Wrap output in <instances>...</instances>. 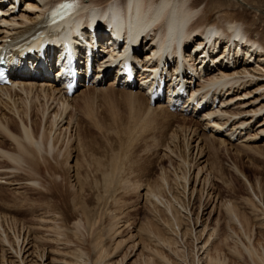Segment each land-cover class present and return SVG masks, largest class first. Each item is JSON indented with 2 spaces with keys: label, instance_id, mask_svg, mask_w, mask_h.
<instances>
[{
  "label": "rangeland",
  "instance_id": "1",
  "mask_svg": "<svg viewBox=\"0 0 264 264\" xmlns=\"http://www.w3.org/2000/svg\"><path fill=\"white\" fill-rule=\"evenodd\" d=\"M244 1L255 6V9L247 5L243 6L246 20L251 23L252 27L257 24L259 29L264 30V0ZM213 3L215 1L211 4ZM253 16L256 17V21H254ZM110 82L111 80L106 85L107 87ZM87 87L80 86L74 92L75 99L70 102L71 106H69L66 114L64 112L58 114L59 122L63 116L66 117L67 115L73 121L74 126L69 132L64 131L57 134L59 126L56 125L53 129L54 123L53 126L50 124L48 130H43L50 121L47 117L48 113L44 115V113L49 112L48 105L45 106L44 101H39L41 104L33 102L28 106L30 110L25 106V103L24 106L21 104V115L30 111L27 118L24 116V123L31 125L36 139H40L42 134L49 133L50 136L49 134L44 136V148L48 147L49 143H46V140L49 136L53 139V145L56 143L55 148H53L55 152L51 150L53 151L52 154L50 153L51 156L42 160L49 148L43 152V149L37 151L31 147L30 149H35V151L32 149L34 155L37 153L40 157L38 156L37 159L35 156L36 160H33L31 156L27 155L25 160H19L17 163L9 160V158L2 159L4 156L0 155L1 174L5 175L6 173L5 176L3 175L5 179L12 178L9 180L10 184L0 183V261L2 250L5 249V252L10 248L12 250H9L6 256L14 259L18 264L19 257L17 259V255L11 254V252L14 253V246L16 248L19 245L24 248L31 241H33L34 247L30 249V252L33 251V254L30 256L28 255L29 252L24 254L25 261L31 264L35 263L37 254L39 256L45 254L43 259L40 258L42 261L38 259L43 264H66L61 263L65 259L71 260L70 263L75 262L77 256L72 253L73 247L76 248H74L75 250L83 251L84 258L90 257L93 261L95 259L93 243L96 238H99L107 249L109 256L107 257L110 261L108 264L112 262V264H168V262L172 264H199L200 252L197 243L201 234L195 232L194 226L198 224L199 219L200 221L204 219L205 223L208 221L207 223L211 226L219 227V230L222 229V234L217 229L218 232L216 231L215 234L218 236L213 235L216 241H222L220 242L222 246L219 244L221 249L214 250L213 254L215 251L221 250V257L224 258L225 256L228 259L225 264H264L263 260H259V256H264V226L255 220L257 216L259 218L264 215V139L256 142L257 147L239 144L228 147V145L219 144L215 139H205L204 136L203 143L200 142L201 146L204 145L201 147L202 149H194L191 146L197 143L198 138L193 133L189 135L186 132L191 131L192 128H197L199 131L201 125L189 124L188 118L184 119L183 115L180 114L181 112L172 111L179 113L175 117L166 113L157 114L158 116L151 114L152 117L151 115L145 116L146 120L142 123L137 118L144 112L141 109L143 105L135 106L132 103L133 107H131V102L126 97L127 94H125L124 89L110 87L104 91H97L94 87ZM25 102L27 101L25 100ZM44 106L48 111L44 109ZM1 108L0 113H4ZM5 116L6 119L8 118V122L5 119L3 121L8 130L21 137L23 132L18 116L9 114H5ZM29 118L30 121H28ZM139 121L143 126L137 125ZM8 123L11 125L9 126ZM5 133L1 132L0 129V149L11 154H18L19 151L15 142ZM189 136H191V140L188 138ZM50 138L48 141L51 140ZM125 144H128V147H125L127 146ZM124 150L127 152L126 158L124 157L126 152L123 154ZM119 152H122L121 154L125 159L121 158V163L122 160L124 162L121 164L122 166L120 165L121 168L116 170L110 160L113 154ZM200 152L206 154L204 158H207V168L210 171L209 176H211H207L206 182L196 184L193 196L189 194L191 190L188 187L185 196V192H183L185 184L184 180H180V176L182 178L184 175L193 173V181V175L197 173L198 167L203 165L199 163L203 159L198 160ZM21 154L19 153L20 156ZM56 155H59L60 160L54 158ZM57 156L56 158H58ZM190 168L192 170L188 173ZM164 176L165 178L168 177L172 184V195L182 199V202H178L177 205L179 207L182 203L184 206V209L179 207L180 210L183 209L180 214L181 218L184 219V226L185 223L189 222L186 227L191 228L190 230L194 229L193 233L187 235L188 237L183 235V239L180 237L181 235L178 239V236L173 234L172 230L170 231L171 227L167 223H170L172 218H170L171 215H166L164 204L155 202V199L148 200L141 195L145 192V185L161 182ZM137 184H141L142 187L139 189ZM194 184L195 181L192 182L191 186ZM134 186L137 187L135 188L137 191L134 190ZM197 189H200V192ZM170 194L166 191L162 198L172 199ZM172 201L174 202L173 199ZM221 201L223 205L220 206ZM226 202L232 203L233 207L237 206L242 213L241 216L245 215L242 218L243 220L246 217V221L243 220V225L245 222L247 227L243 226L245 230L241 227L240 230L235 221L227 215L228 213L225 212L224 208ZM79 205L81 208L78 207ZM252 206L255 207V210L254 208L251 209ZM186 210L188 211L186 212ZM190 211H193L192 215ZM45 212L48 216L52 214L58 218V224L62 227L59 233L56 232L57 229H55L56 231H46L38 226L40 217L44 214L47 215ZM253 212L256 213L254 214L255 217L252 215ZM189 215L191 216L189 217ZM164 216L170 218V221L169 219L165 220ZM80 218L83 220V227L78 230L73 225V221ZM229 221L231 222L229 223ZM219 224H222L221 227L217 226ZM190 230L189 232H191ZM3 231L8 235V240L10 239L8 243L4 240ZM157 233L160 235L159 237ZM171 234L174 236H170ZM42 235L47 236L48 241L41 239L40 236ZM223 235L224 237H222ZM168 236L170 238L176 236L174 241L178 242L176 244L178 246L172 244L173 251H170L171 248L168 245L165 246L161 243L166 244L163 238H169ZM226 236L227 239H225ZM218 237H222L226 241L221 240V238L218 240ZM208 238L209 236L206 240ZM213 238L209 242L212 243ZM184 239L187 241L184 242ZM11 242L13 245L10 244ZM243 244L247 247L252 245L251 247L255 249L256 254L258 253V258L255 254L254 256L253 254L250 255ZM29 247L28 245L26 249ZM220 252H218L219 254L216 252V254L221 255Z\"/></svg>",
  "mask_w": 264,
  "mask_h": 264
},
{
  "label": "bare ground",
  "instance_id": "2",
  "mask_svg": "<svg viewBox=\"0 0 264 264\" xmlns=\"http://www.w3.org/2000/svg\"><path fill=\"white\" fill-rule=\"evenodd\" d=\"M214 1H215V3L211 4ZM209 4H211V6H209ZM245 5L250 6V8L254 7V9H255V6L248 4L244 0H212V1H209V0H21L19 5H17V3L15 1H12L8 5H0V44H6L7 41L27 39L28 36H30V37H33L32 43L30 42L31 43L30 46H33V45L37 46V43L39 42L40 37L42 38L45 33H46V37L44 39L46 41L50 42L51 41V35L53 33H51L52 26L49 24L52 22V19L54 20L56 18L64 17V18H68L70 20V18L67 16L70 15L72 18V16H74L76 14H78V17L84 19L82 24L85 26L84 27L85 30L87 29L88 21L91 17L94 18L97 16V19L100 21V23H102V22H104V20L102 19L103 15L104 16L108 15V17L110 18L117 13L122 14L125 18L128 17V19L124 23L123 22L120 23L121 27H122V25H125L126 23L129 24V20L131 21V18H129V16L131 15V17H132V15H134V13H136L139 10L140 13H142L144 15V17L147 18V22H146L145 27L141 29V34H144L145 32H147L143 37V40H144L143 41V48L146 49V52H145V50H144V52L143 51L135 52V56H136V59L138 61V64H142L144 66L143 71L140 72V76L142 79H145L148 77L146 70H150L151 68L157 66V62L152 61L151 53H150V51H148V49H150V48L151 49L155 48L153 45L156 44V42H155L156 36L158 37V49H155L153 52L162 58L165 55L167 56L169 54H176L177 49L180 48L181 46H184L185 51L187 53V51H190L191 48H193L195 46V44L201 40L200 37L202 36L203 31H205L206 28L213 27V26L221 28L223 31L222 34L215 35L211 38H207V40H210V41L213 40L214 41V44L211 47V51L215 52L217 49V45H219L218 43H223V41H224L223 35H228L231 33V30H234L237 28L239 31L244 32V36L247 38V40H250L253 43H257L258 47L252 46V45H250L249 47H246V50L244 52H242V54H243V56H242L241 54L238 53L239 52L238 50L240 49V44L236 41L238 39L234 40L233 48L229 49L231 51L230 52L231 59H233L232 62H234L233 65L224 62V60L227 59L224 56V54H217L216 55V54L212 53L211 56H213V58L219 57V59H222L221 62L219 64H217L215 67H213L211 65H207L205 75H202L199 80L195 81V86H192V84L190 85L191 88H194L199 93L197 101H202L204 98H208V96L211 94V96L209 97L210 100L207 99L206 104L201 109L202 111L200 110L197 113L193 112L192 115H186L188 113V110L191 108L190 104L188 105V108L186 110H184V107H182V108H180V106L177 107V109H179V111L177 110L176 112H181L180 114H181V116L183 115L182 117L184 119L188 118L189 124L193 123L194 126H197V125L200 126L201 125V129H200V127H198L200 129L199 131L197 128H192V129L190 128L191 131L186 132V133H189V135H191L193 133L198 138L197 143L194 146H191L194 149H196V148L200 149L202 146H204V145L201 146V143H200L203 141L204 136H205V139H210V138L215 139L219 144L228 145V147L229 146H231V147L236 146V144L243 145V146H251V145L253 146V145L257 144L256 142H259L260 140L264 139V30L259 29L257 24L255 27H252L251 23L246 20V13H245V9L243 7ZM93 8H96V10H93ZM253 17H254L253 18L254 21H256V19H255L256 17L255 16H253ZM79 23H81V22H79ZM92 24L95 25L96 22H93ZM61 27H62V25H61ZM146 37H151L150 38L151 42L150 41L147 42L145 40ZM102 38H103L102 40H107L108 36L102 35ZM239 40L241 42L243 41L241 39H239ZM203 44H205V43H203ZM160 47H161L162 51L160 50ZM226 50H227V48L224 49V51H226ZM236 50H237V52H236ZM251 51H253V52H251ZM77 53H79L80 57L83 58L84 53L82 52L81 47H79ZM187 55L189 56L188 61H192V63L194 65L195 64L199 65L201 63V61L196 63V59H194V56H191L189 54H187ZM231 59H230V57L228 58L229 62H231ZM217 60L218 59H215L214 61L217 62ZM46 61H48L49 63H54L55 60L54 59L50 60V58H49V60H42V63H45ZM24 67L27 68L28 71H22L20 73L15 72L12 75V79H13L12 84L0 85V107H2L1 110L4 111V113L3 112L0 113V129H1V132H4V133L6 132L5 134L15 142V145H16L19 153H22L20 156L19 153L18 154H15V153L11 154L9 152H5L3 149L2 150L0 149V155L4 156V157H2V159L3 158H5V159L9 158V160H12L14 162L16 161V163L19 160L20 161L25 160V156H27V155L31 156L32 157L31 159L36 160V158L39 155H37V153H35L36 155H34L35 149H37V151H42V149H43V152H44L47 148H49V150H46L47 154H45V156L42 157V160H45L46 158L48 159V157L51 156L52 152L53 151L55 152V149L53 150V148H55L54 146L56 144L55 143L53 145V143H52L53 139H51L49 137L50 136L49 133H48L49 136H47V140H46V143H49L47 148H44L45 147V145H44L45 140H43V139H44V136H46L48 134L40 135V139H36L37 137H34L35 134H33L34 132L32 131V128L30 127L31 125L30 126L28 124L26 125L25 124L26 122L24 123V121H23L24 116H26V118H27V116H29L30 111H26L23 115H21V113H22V112H20L21 104L23 105L25 103L26 104L25 106L28 107L33 102H37L38 104H41L39 101L42 100V101H44L45 106L48 105L47 107L49 109V112L44 113V115L48 113L47 117H49L50 121L48 122L49 125H46L45 128L43 129L44 131L46 129L48 130L50 128V124L52 126L55 124L53 126V129L55 128L56 125L59 126L57 129V130H59V132H57V134L61 133V132L63 133L64 131L69 132V131H71L72 127L74 126L73 121L71 120V118L70 119L68 118L69 117L68 115L66 117L63 116V119L60 120V122H59L58 121V118H59L58 114L60 115L59 112H62V114L64 112L66 114L69 106H71L70 102L75 99V96L73 95L71 97L67 93L65 86L63 85V83L58 78L48 77V76L42 77L41 75L37 76L36 74H34V73H42L40 67L37 64V61L28 60V61L24 62ZM194 69H195V67H194ZM186 70L188 71L187 73L189 74L191 68L188 66L186 68ZM56 74H57V72H56ZM85 77L86 76H84V79H85ZM98 78H100V79L97 81ZM110 80H111V82L109 83L110 85L107 87L106 85H108V82ZM84 81L81 82L80 86L94 87L97 91H100V90L104 91L110 87L113 89H117V88L124 89L126 92L125 94H127L126 97L131 102V107H133L132 103H134L135 106H137V105L141 106V104L144 106V109H143V106L141 108L142 110H144V112H142L141 115L137 118V119H140V121L142 123H144V121L146 120V118H144V117L150 116L151 114L152 115L153 114L159 115V114L166 113V114H170L174 117L178 116V114H179V113H173L170 110V104L166 103V101H164L161 97H155V100H152L151 95L148 92H146V90L143 88V86L141 84H135V83L127 82V78L126 79L122 78V77H120L119 79L116 77L114 78L113 74H109L107 71V68H105V67H103V68L99 67L98 69H95L93 78L91 79V83H89L88 85H85L86 83ZM192 82H193V80H191V83ZM79 87H78V89H79ZM25 100L27 102H25ZM50 100H51V103H50ZM53 101H55V102H53ZM176 105H177V102H176ZM28 109L30 110V107H28ZM44 109H46V107ZM48 109H46V110L48 111ZM192 109L193 108H191V110ZM33 113H34V111H33ZM135 113H136V111H135ZM5 114H9V115L16 116V117L18 116V118L20 120L21 128H22V132H23L21 137L11 133L8 130L7 126L5 125V122L3 121V119H5V120L8 119V118L7 119L5 118L6 117ZM194 114H196V115H194ZM152 115H151V117H152ZM198 115H199V117H196ZM21 116H23V117H21ZM186 116H189V117H186ZM1 118H2V120H1ZM195 118H197L199 120H196ZM184 119H183V121H184ZM11 120H13V119H11ZM28 121H30V118ZM7 122H8V120H7ZM139 122H137L138 123L137 125L143 126V124L141 122L140 123ZM28 123H30V122H28ZM10 125L11 124H9V126ZM197 131H198V133H197ZM186 136H188V135L186 134ZM51 137H53V136H51ZM56 137H57V135H56ZM48 138H50L51 140L48 141L49 140ZM188 138H190V140H191V136H189ZM126 143H128V142H126ZM78 144H80L79 141H78ZM125 145H127L125 147H128V144H125ZM31 147L35 148V149L32 148L34 151H32V149H30ZM57 147H58V145H57ZM248 149H249V147H248ZM51 150H53V151H51ZM56 151H57V149H56ZM125 152L126 151L124 150L123 154ZM61 153H62V151H61ZM121 153L122 152L113 154V156L110 160L112 166L116 170L120 169L122 166L121 164H123V162H124L123 160H122V163L120 161L121 158H123V155ZM121 155H122V157H121ZM126 155H127V152L124 154L125 158H126ZM205 155L206 154L203 152L199 153L200 157L198 160L203 159L199 162V163H201L200 165H202V164L203 165L199 166L197 173L193 175V181H195V184L193 186H191V184L193 182L192 181V174L193 173H190V171L192 170L191 168H190V170L187 169L188 173H190L189 175L188 174L186 176L184 175V176H182V178L180 176V180L181 179L184 180L185 185L183 184L184 185V189H183L184 191L183 192H185V196H186V192H187L188 187L191 190V192L189 194L193 196L194 192L196 190V184L198 182L201 183V182L207 181V180L205 181V179H207V176H209L210 171L207 168L208 167V161H207V158H204ZM5 156H7V157H5ZM35 156H36V158H35ZM56 156L54 158L57 160H60V158L58 157L59 155L57 156L59 159L56 158ZM125 158H123V159H125ZM29 159H30V157H29ZM66 159H67V157H66ZM39 160H40V158H39ZM63 160H64V158H63ZM209 169H210V167H209ZM3 175L4 174H1V172H0V183L5 182V183L10 184L11 182L9 180H12V178L8 180V178L5 179L3 177ZM5 175H6V173H5ZM178 177H176V178H178ZM79 178H80V176H79ZM167 178H165V176H164V177H162L161 182L149 183V184L145 185L144 186L145 192H143L141 195L148 200L155 199L156 200L155 202L158 201L157 203H163L164 204L166 215H169V216L171 215L170 218H172L171 219L172 221L170 223L168 222L167 224L169 227H171L170 231L172 230L173 234L178 236V239H179V235H181L180 237L183 239V235L187 236L189 233H193L194 229H195V232H199L201 234L200 239L198 237L199 240L197 243L198 248H199V249L198 248L197 249L200 252V255H199L200 263L201 262H202V264H225V263H227L228 259L225 258V256H224V258L221 257L222 256V253L220 252L221 250L215 251V254H213L214 250L221 249L219 244L222 241H216V239L213 238L216 236L215 233L219 227L216 228L215 226L214 227L211 226V224L207 223L208 221L205 223L203 221L204 219L201 221L199 219L198 224L194 226L193 230H190L191 228L188 229V227H186V225H188L189 222L185 223V226H184V221H183L184 219H182L183 217L181 218V214H180V211L184 209L183 208L184 206H182V203H181L179 207L183 208V209L180 210L178 205H177L178 202L180 203V201L182 199L180 200L179 196H176V195L173 196L172 195V191H171L172 184L170 183L169 178L168 179ZM140 180H142V179H140ZM81 181H82V179H81ZM143 182H144V180H143ZM143 182L141 183L142 185L144 184ZM82 183H84V182H82ZM79 184H80V182H79ZM141 184H137L136 186H139V189H140V187H142ZM203 185H205V184H203ZM82 186L84 187V185H82ZM136 186H134V190H135V188H137ZM197 190H198V192H200V189H197ZM135 191H137V190H135ZM166 191L171 193L170 195H172V197H173L172 199L174 200V202L172 201V199H163L162 198L164 195V192H166ZM75 201H76V199H75ZM73 203H75V202H73ZM219 205L220 206L223 205L222 201H221V203H219ZM230 205H232V203L231 204H229L227 202L225 203V207H224L225 212L228 213L227 215L230 216V218H232L231 220L235 221V223L237 225L235 223L234 224L236 226H238L240 230H241V228L244 229L243 226H245L246 223L244 222V225H243V220H245L246 217L243 220H242V218H244L245 215H242L243 216L242 217L240 215L242 213L239 211V208L237 206L233 207V205L232 206H230ZM252 205H254V204H252ZM78 207L81 208L80 205ZM237 208H238V210H237ZM253 208L255 210V207L252 206L251 209H253ZM187 211L188 210H186V212ZM192 212L193 211H190L191 215H192ZM251 212H252V210H251ZM45 213L47 214V212H45ZM83 213H84V211H83ZM181 213H183V212H181ZM211 214H212V211H211ZM254 214H256V213L253 212L252 215L254 216ZM191 215H189V217ZM197 215H199V214H197ZM183 216H184V214H183ZM202 216H203V214H202ZM189 217H187V218L189 219ZM164 218H165V216H164ZM170 218H165V220L169 219V221H170ZM256 218L257 219H255V220L259 221L264 226V215L262 217H259V218L257 216ZM185 219H186V217H185ZM39 220H40V223L38 222V224H39L38 226L42 229H45L46 231L57 229V231L56 230L55 231L57 233H59L61 230L60 228H62L58 224V218L52 214L49 216H48V214L47 215L44 214L43 216L40 217ZM234 221H232V222H234ZM230 222L231 221H229V223ZM8 223H11V222H8ZM218 223H221V222L218 221ZM73 225L77 227L76 229L80 230V228L83 227L82 226L83 220L80 218L76 221H73ZM221 225L219 224L217 226L221 227ZM181 226H182V228H181ZM167 227H165V228H167ZM189 230L191 232H189ZM221 230H219V231H221ZM36 232H38V231H36ZM242 232H244V231H242ZM199 233H197V234H199ZM173 234H171L170 236H172ZM220 234H222V231L220 232ZM229 234H227V235H229ZM3 235H4L3 237H4L5 242L8 243L10 240V239L8 240V238H7L8 235L5 234L4 231H3ZM45 235L40 236V238L41 239L43 238V240L48 241V238ZM152 235L154 237V234H152ZM163 235H164V232H163ZM204 235H205V237H204ZM213 235H215V236H213ZM231 235H232V233H231ZM159 236L160 235L158 234V237ZM170 236H168L169 238H163L162 237L163 240L166 242V244H164V242H161V243H163V245H165V246L168 245L171 248L172 244H174L176 246V244L178 242L176 243V240L174 241L176 236H175V238L174 237L170 238ZM207 236H209V238L206 240ZM219 236H221V235H219ZM53 237L55 238V236H53ZM53 237H51V238H53ZM158 237H157V239H160ZM222 237H224V235ZM222 237H218L217 239L219 240L221 238V240H224V239H222ZM37 238H39L38 235H37ZM184 238H186V237H184ZM211 238L214 239V240H212V243H211V241L209 242V240ZM228 238H229V236H228ZM225 239H227V236L225 237ZM54 241H57V240H54ZM183 241L185 242L187 240L184 239ZM224 241H226V240H224ZM65 242H66V240H65ZM208 243H211V244L208 245ZM10 244H12V242ZM28 245L30 247L28 249H26V247ZM220 245L222 246V244H220ZM27 246L24 248H22L19 245L16 248L14 246V248H13V249H15V250H13L14 253L11 252V254H15V256L17 255V259L19 257L18 264H31L30 262L25 261L24 254H26L27 252H29L28 253L29 256L33 254V251L30 252V249H32V247H34L33 241L28 242ZM218 246H219V248H218ZM244 246L246 247L247 251L250 252V255L253 254V256H254V254H255L257 256L258 253L256 254L255 249L253 247H251L252 245L251 246L248 245L249 247H247V245H244ZM244 246H243V248L245 249ZM93 247L95 250V259L93 261H92V259H90V257L89 258L87 257V259L84 258V252L78 248L77 249L79 251L75 250L76 248L73 247L72 253L77 256L75 258L76 261L75 262L72 261V263H70L71 260L67 261L65 259L66 261L63 260V262H61V263H66V264H108L110 261L108 259L109 256L107 253V249L102 244V242L99 240V238L95 239V241L93 243ZM17 248H19V250H17ZM4 250H2V258L0 261L1 264H7V261H8V264H16V261L14 259H11L10 257L7 258V256H6V255H8L7 253L10 250V248L8 251L6 250L7 252L5 251L6 253L4 252ZM70 250L68 251V253L70 252ZM170 251H173V247L171 248ZM65 252H67V251H65ZM216 252H217V254H219L218 252H220L221 255H217ZM156 253H157V251H156ZM73 254H72V256H74ZM44 255L39 256L37 254L36 255L37 258L35 260V263L34 262L33 263L34 264H43L42 262H39L38 259H40V258L43 259ZM64 255H66V254H64ZM86 255H85V257H86ZM12 256H14V255H12ZM217 256H219V257H217ZM257 258H258V256H257ZM88 259H90V260H88ZM260 259L264 261V256L263 257L259 256V260ZM59 261H58V263H59ZM169 263H171V262H168V264ZM174 264H176V263H174Z\"/></svg>",
  "mask_w": 264,
  "mask_h": 264
}]
</instances>
